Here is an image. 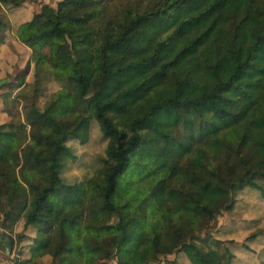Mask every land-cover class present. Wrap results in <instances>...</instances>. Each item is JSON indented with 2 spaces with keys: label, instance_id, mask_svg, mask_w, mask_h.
Segmentation results:
<instances>
[{
  "label": "trees",
  "instance_id": "16d2710c",
  "mask_svg": "<svg viewBox=\"0 0 264 264\" xmlns=\"http://www.w3.org/2000/svg\"><path fill=\"white\" fill-rule=\"evenodd\" d=\"M24 1L0 0V8ZM69 1L84 7L72 18L86 29L68 44L74 73L53 76L59 86L40 111L44 130L0 122V177L17 173L28 192L25 208L2 223L34 232L16 264L41 254L55 264H149L171 253L193 264L188 251L200 264H234L232 238L210 228L236 194L264 199V0ZM184 5L192 11L149 55L110 66V45ZM65 31L54 20L37 38L55 42ZM35 67L37 78L49 75ZM165 105L182 117L175 134L154 118ZM92 121L106 139L100 165L66 182L63 167L75 157L68 141L87 142Z\"/></svg>",
  "mask_w": 264,
  "mask_h": 264
},
{
  "label": "rangeland",
  "instance_id": "374dc122",
  "mask_svg": "<svg viewBox=\"0 0 264 264\" xmlns=\"http://www.w3.org/2000/svg\"><path fill=\"white\" fill-rule=\"evenodd\" d=\"M60 1L62 0H27L19 6L0 8V19L3 22L0 24V79L4 80L0 83V122L12 120L18 124L23 123L28 129L33 126L43 131L45 120L40 111L47 105L50 92L59 86L53 76L74 73L66 66L70 57L68 44L71 37L78 36L86 29V24L72 17L84 15L85 9L69 0H63V3ZM112 1L105 2L110 4ZM10 8L13 10L12 14ZM191 11L187 5L179 6L172 17H149L138 22L123 44L108 47L110 66L116 67L149 55L156 39ZM95 13L93 10L88 16H94ZM54 20H59L65 26V33L60 34L55 42L41 43L37 38L39 33ZM35 62L42 65L49 75L37 78ZM153 115L160 130L170 134L177 133V124L182 117L172 107L165 105L157 108ZM68 143L75 157L65 162L61 174L63 180L74 182L90 176L100 165L106 146V139L99 126L92 121L87 142L80 143L76 139H70ZM246 191L236 194L234 207L218 214L210 231L212 236L221 239L232 238L229 240L231 247H235L232 248L234 264H264V199L257 195L251 198ZM27 201V185L17 173L0 177V264H16L18 258L29 255L28 246L25 245L27 239L24 236L33 234V229L19 221L14 229L6 231L2 223L5 214L21 212ZM258 227L263 229V234L250 238L251 233ZM227 232L229 233L225 234ZM3 237H7L8 242ZM188 253L193 264H200L196 254L191 251ZM55 262L51 254H41L26 264ZM105 264L117 262L115 258H109L105 260ZM149 264L192 263L182 253H171L160 262Z\"/></svg>",
  "mask_w": 264,
  "mask_h": 264
},
{
  "label": "water",
  "instance_id": "95a60500",
  "mask_svg": "<svg viewBox=\"0 0 264 264\" xmlns=\"http://www.w3.org/2000/svg\"><path fill=\"white\" fill-rule=\"evenodd\" d=\"M3 81H4L3 79H0V83L3 82ZM2 235L5 236L4 233H2ZM5 239L7 240L8 238L5 237ZM7 242H8V241H7Z\"/></svg>",
  "mask_w": 264,
  "mask_h": 264
},
{
  "label": "crops",
  "instance_id": "0c3cea01",
  "mask_svg": "<svg viewBox=\"0 0 264 264\" xmlns=\"http://www.w3.org/2000/svg\"><path fill=\"white\" fill-rule=\"evenodd\" d=\"M12 10V8H10V11ZM11 14L13 13V10L10 12Z\"/></svg>",
  "mask_w": 264,
  "mask_h": 264
}]
</instances>
